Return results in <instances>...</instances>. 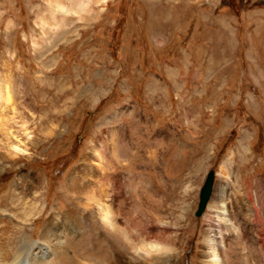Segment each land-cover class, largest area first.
Segmentation results:
<instances>
[{"label": "rangeland", "instance_id": "1", "mask_svg": "<svg viewBox=\"0 0 264 264\" xmlns=\"http://www.w3.org/2000/svg\"><path fill=\"white\" fill-rule=\"evenodd\" d=\"M56 1L0 0V254L18 258L79 206L68 180L85 168L83 202L127 230L93 216L57 264L132 259L143 241L198 264L222 228L230 264H264V0H98L79 21ZM25 127L29 151L3 160L6 132L25 140ZM211 169L209 206L227 193L230 229L209 207L195 215Z\"/></svg>", "mask_w": 264, "mask_h": 264}, {"label": "bare ground", "instance_id": "2", "mask_svg": "<svg viewBox=\"0 0 264 264\" xmlns=\"http://www.w3.org/2000/svg\"><path fill=\"white\" fill-rule=\"evenodd\" d=\"M101 2L106 3L107 0H102ZM50 4H51V7L54 13L58 12L62 14L63 17L60 19V21L62 20L66 21L65 17L67 18L70 17L73 20L79 21V20H83L88 17L94 16L96 14L99 1L98 0H68V3H62V2L56 1L54 3L51 2ZM53 21H54L53 23L44 22L45 24H49L51 31L54 30L55 32H57L60 29L65 28L60 23V21L58 22L57 19H53ZM68 27L69 26H66V29ZM4 94H5L4 95L5 97H3V92L0 90V99L2 97L4 98V102L11 103L10 102L11 101L10 92L6 91ZM23 131H24V134L26 135L25 140L23 138L20 139L19 137L13 135V132L11 133V135L9 134L10 133L9 131H8L9 133L8 132H6L7 134L5 133L7 141L5 142L4 145L7 147V152L5 153V155L3 154V160L8 159L9 157H14L19 153H24V152L27 153L29 151L28 145L30 143L32 144L33 137L32 135H30V133L28 132L29 130H27L26 127ZM17 156H20V155H17ZM86 172L87 170L85 168L84 170L79 169L75 173L76 176H71L69 177V180H68L69 182L68 194H70L69 198L80 201V203L77 202L79 206H75L76 204L75 205L70 204V205H67L69 206V210H65L64 212H55L54 214H52L50 218L47 220V222L45 223V226L43 227L42 236L39 242L29 241L28 243L27 241H25L24 245L22 243L23 246L18 251L19 252L18 258L15 256L13 260L8 255L0 254V264H25L24 261L27 264H57L59 253L63 252L64 247L68 245V238L71 237L72 241L80 242L81 237H84L85 235V228L88 226L93 216L95 217L98 215L100 217L99 220H100V223L102 224L99 226L101 227V229L103 228L102 230L104 232L108 231L111 235L113 234L110 232V230H113L114 232L115 231L124 232L125 230H127V229L121 228V225H119L116 222V218L114 216L115 213L110 212L108 208H105L102 206L91 207V206H88L89 204H86L83 202V197H82V194L79 192V190L81 191L80 185H81L82 177H84ZM89 175L90 173L86 174L87 177ZM215 182H214V187H213V191H212L209 203L211 202V199L213 197V193H214V189L216 185ZM226 195L227 193L223 192L221 196H218V198L213 200L210 206L208 203L207 209L209 207V210L213 211L212 214L218 217L220 224L222 223L224 224V227L230 229V226L233 225L232 223H233L234 212L233 210H231V206H230L231 204L229 205L230 202L228 203ZM14 197L16 196L14 195ZM250 200L253 202L252 199ZM82 205H87L90 210L89 209L87 210V207H86V210L85 209L82 210V208H85V207H82ZM95 212L97 213L96 215H95ZM59 215L61 216L63 215V217L67 218L69 220V223L61 224L62 221L60 222L59 221L60 218L58 219ZM210 217L212 218V216ZM61 219L64 220V218H61ZM213 220L214 222L216 221L215 219ZM209 229L211 230L212 227H209L208 230ZM74 234L76 235L73 236ZM128 234L129 233H127V235ZM218 236L220 240L208 239L205 242L206 247L203 250L204 252L202 254V258L199 261L200 263L197 262L198 264H230L231 263V259L229 258L227 254V248H228L227 239L228 238L227 236H225L223 232V228L219 229ZM125 237L127 236L125 235ZM127 240L131 241L132 239L128 237ZM261 240H264V239H261L258 236H255L253 245L255 246L256 244H259L258 245L260 246L259 249L263 251L264 246ZM130 243H131L130 250L132 249L136 253V256L133 255L134 257L131 259L130 252H128L129 253L128 255H126L123 252L125 256L111 257L114 259H110V261H108L107 264H177L179 262V259H178L179 255L177 256L175 254L176 250L169 247V245H164L162 243L157 244L152 241L137 242V244H133V242H129V244ZM122 245L126 248L128 247L127 245L126 246L124 244ZM133 245H137V248H133L132 247ZM216 246H217V249H216ZM130 250H127V251H130ZM98 264H102V263L99 262Z\"/></svg>", "mask_w": 264, "mask_h": 264}, {"label": "water", "instance_id": "3", "mask_svg": "<svg viewBox=\"0 0 264 264\" xmlns=\"http://www.w3.org/2000/svg\"><path fill=\"white\" fill-rule=\"evenodd\" d=\"M215 182V170H210L205 178L204 184L200 190L198 208L195 212L197 217H201L207 208Z\"/></svg>", "mask_w": 264, "mask_h": 264}]
</instances>
